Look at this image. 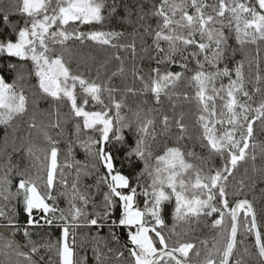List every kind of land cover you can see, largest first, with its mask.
<instances>
[{
	"label": "snow or ice",
	"instance_id": "snow-or-ice-1",
	"mask_svg": "<svg viewBox=\"0 0 264 264\" xmlns=\"http://www.w3.org/2000/svg\"><path fill=\"white\" fill-rule=\"evenodd\" d=\"M208 7L211 6L204 0H160L158 5H152L154 10L151 15L158 17L159 23L154 31L145 29L146 34L152 37V44L141 50L148 53L151 49L150 59L154 60L156 66L150 68L147 79L140 73H134L142 83V92L154 94L156 102L159 103L162 94L169 95L177 84L185 79L186 73L193 72L188 80L190 86L195 88V98L202 106L203 114L198 117L202 129V142L223 161L220 168L208 174H204L195 165L187 162L185 153L179 147H167L162 155L154 157L156 163L150 166L147 157H151L152 153L146 151L144 137L149 134V126L153 124V120L147 119L140 125L135 147H132L125 141L122 134L124 128H131L130 124L121 123L123 117L120 115V110L124 106L123 101L115 100L111 95L117 89L89 81L80 74H73L63 55L56 54L54 49L49 47V43L64 45L69 40H77L82 44L85 41H92L101 46L117 47L113 40L122 36L123 33L115 31L77 33L67 30L70 22L87 25L102 24L105 20L106 8L108 15L117 13L115 0L110 6L107 5V0H22L19 12L26 17V20L24 26L17 31V39L5 37L0 40V53L33 62L34 75L38 81L37 87L43 98L50 97L53 101L67 98L74 117L82 118L83 129L95 130L99 133L98 138L90 137L89 141L82 146L105 168L106 173L99 178L98 183L102 180L108 191L103 194L102 213L96 212L93 217L87 218V224L101 230L107 227L113 239L117 240L118 237L112 229L126 227L129 244L125 247L131 258V264H190L189 253L196 247L195 244L178 240L170 245L163 235L165 221L162 216V205L171 201L173 197L175 199L174 221L190 222L193 218L218 215L212 226L219 229V240L207 250L202 264H230V262L243 264L242 259L233 260L234 251L237 248V234L241 227V213H243L244 231L254 236V247L261 264H264V226L257 222L253 204L244 198L235 200L230 206L227 192L229 177L233 176L238 164L248 155L253 124L257 119L264 118V103L253 109L247 103H240L237 99V94L249 99L251 95L245 88V63L243 60L234 59L236 49L230 47L229 39L230 34L234 33L241 50L246 44L255 45L257 41H264V0H219L218 7L213 9L215 15L205 12ZM139 9V19L143 20L142 4L139 5ZM189 9L193 10L191 14ZM131 14L132 10L128 9L127 16L130 17ZM3 20L6 22L8 16L5 15ZM226 28L229 32L227 35ZM119 46L130 49L135 58L134 41L131 44ZM190 47L195 50L188 51ZM257 55H259L258 48ZM192 61L196 65L195 70L189 68V63ZM230 62L234 64V67H229ZM177 66L181 71L171 70ZM256 66L259 68V63ZM9 67L16 66L9 65ZM119 71L122 72L123 68ZM112 75L115 76L117 73L114 72ZM225 78L228 80L227 85L223 83ZM256 79L257 82L262 79L259 73ZM217 81L221 82L219 87H217ZM77 85L86 94L81 98L80 104L77 102L75 92ZM104 91L109 93L112 107L104 105L101 99V93ZM127 91L134 93L136 90L129 88ZM255 91L260 92L261 89L257 87ZM88 96L103 105V109L85 110ZM185 98H187L186 94ZM216 100L221 102L219 114L216 109ZM112 108L115 109V120L120 124L115 131L113 118L109 116ZM28 110V97L24 90L18 89L15 82L8 83L3 76H0V125L8 128L14 120L27 114ZM253 112L254 116L251 115ZM181 121L182 117L176 121L181 132L178 139L184 138L183 133L186 130V126ZM225 123L229 126L227 129L216 128L217 124L223 126ZM162 124L167 130L168 116L163 117ZM29 127H37L34 118ZM51 127L59 128V122L52 124ZM80 131L81 125L78 123L77 134ZM43 135L52 145L45 156V160L48 161L46 176H37L33 179L18 174L20 178L17 192L13 194L12 182L8 179V172L11 171L9 168L0 179V189H2L0 196L8 200L12 195L23 193L24 211L29 217L27 223L30 225L43 226L40 223L43 220L44 225L52 226L54 221H62L63 223L59 225L62 228V239L58 241L57 249L60 264H77L74 259L75 237L72 236L70 243L69 228L81 226L78 223L81 216L87 217V214L76 206L75 201L79 199L83 205L87 206L89 199L79 191L80 171H77L70 190L59 193V195L68 196L69 215H65L63 210L55 206L56 197L52 195V189L55 186L57 170L61 168L58 163L59 149L55 146L58 141L49 136L47 131H44ZM113 141L121 145L126 152L125 158L129 161L133 158L144 161V170L137 176V181L144 175L150 179V184L144 187L142 194L146 198H151V205L149 206L146 200L143 211L135 204L137 187L140 185L133 187L129 177L116 167L112 151L115 147ZM27 152L33 155L32 148H28ZM250 158L253 161L256 159L255 155H251ZM92 167L95 168L96 165ZM189 171L192 175L186 179ZM83 174L91 175L87 171ZM60 176L63 177L62 170ZM38 180H43L45 189L43 193L38 187ZM59 183L68 189L65 179H60ZM243 183L240 181V192L243 191ZM5 192L8 194L4 195ZM48 201L53 203L50 204ZM34 211L41 214L40 219L33 216ZM57 212L59 216L56 215ZM49 213L51 215H47ZM146 215L151 218V221L145 219ZM0 217H6L2 209H0ZM4 226L12 228L13 234L20 230L15 221L10 218ZM23 235L29 236L27 229H24ZM28 243L31 245L29 252L21 250L20 245L12 240H6L4 247L14 250L15 255L22 257L28 264H37L33 260V254L38 253V246L31 240ZM201 243L207 247V241H201ZM93 251L97 253L96 260L99 264L98 249L94 248ZM244 252L247 253L248 249L245 248ZM117 255L123 257L124 253L119 252ZM195 255L199 257L200 252L196 251Z\"/></svg>",
	"mask_w": 264,
	"mask_h": 264
},
{
	"label": "trees",
	"instance_id": "trees-1",
	"mask_svg": "<svg viewBox=\"0 0 264 264\" xmlns=\"http://www.w3.org/2000/svg\"><path fill=\"white\" fill-rule=\"evenodd\" d=\"M204 2L211 6L206 8L205 12L215 15L213 9L218 7L219 0H204ZM21 3L22 0H0V40L5 37L12 40L17 39V31L24 26L26 20V17L19 12ZM112 3L113 0H107L108 6ZM115 3L117 4V13L108 15L106 8L105 20L102 24L87 25L70 22L67 30L77 33L90 31L123 33L122 36L113 40L117 47L101 46L92 41H85L82 44L77 40H69L64 45L49 43V47L54 49L56 54L63 55L73 74H80L89 81L117 89L111 95L115 100L123 101L124 106L120 110V115L123 117L121 123H128L131 128H124L122 134L125 141L130 143L132 147H135L140 125L147 119L153 120V124L149 126V134L144 137L145 149L152 153L151 157H147L150 166L156 163L154 157L162 155L167 147H179L185 153L187 162L195 165L204 174H208L210 171L214 172L222 166L223 161L208 147H205L202 142V129L198 122V117L203 114L202 106L195 98V88L190 86L188 80L193 72L186 73L185 79L179 82L169 95L162 94L159 103L156 102L154 94L142 92V83L134 75V73H140L147 79L150 68L156 66L154 60L150 59L151 49L148 53L141 49L152 44V37L146 34L145 29L149 28L153 31L156 29L159 18L152 16L151 12L154 10L152 5H158L160 0H115ZM140 4L143 5V20L139 19ZM128 9L132 10L130 17L127 16ZM189 12L191 14L193 10L189 9ZM5 15L8 16L6 22L3 20ZM225 33L226 35L229 34L227 28ZM230 35L229 45L232 49H236L234 59L243 60L245 63V88L251 95V99H249L237 94V99L240 103H247L254 109L264 103V41H257L255 45L246 44L241 50V46L235 40L234 33ZM197 39H199L198 36ZM133 41L136 44L135 58H133L130 49L119 46L131 44ZM257 48L259 55H257ZM194 50L191 47L188 49V51ZM257 63H259V68L256 66ZM250 64L251 67H249ZM9 65L16 67L11 68ZM229 67H234V64L230 62ZM120 68H123L122 72L119 71ZM189 68L195 70L194 61L189 63ZM171 70L181 71L179 66ZM114 72L117 75L113 76ZM258 73L262 77L259 82L256 79ZM0 76H3L8 83L15 82L18 89L24 90L28 97L29 108L27 114L14 120L8 128L0 125V179L11 168V171L8 172V179L12 182L11 192L15 194L20 178L18 174L33 179L37 176H46L48 161L45 160V156L52 146L43 135L44 131H47L49 136L58 141L55 146L59 149L58 163L61 166L57 170L55 186L52 189V195L56 197L55 206L63 210L65 215H69L68 196L59 195V193L70 190L76 179L77 171H80L79 191L89 199L87 206L83 205L79 199L75 201L76 206L87 214V217L81 216L78 221L81 226L69 228L70 243L72 236L75 237V261L77 264H97V253L93 251L96 248L100 254L99 264H131V258L125 247L129 244L126 227L120 226L112 229V232L118 237L117 240L113 239L107 227L101 230L96 226L87 224V218L93 217L96 212L102 213L103 194L108 191L102 180L98 183L99 178L106 173L105 168L101 166L94 155H89L82 146L89 141L90 137L98 138L99 133L95 130L83 129L82 118L74 117L67 98L61 101H53L50 97L47 99L42 97L37 87L38 81L34 75V66L31 60H21L18 57L8 56L7 53H0ZM220 83L217 81V87ZM223 83L227 85L228 80L225 78ZM257 87L261 89L260 92L255 91ZM129 88L136 91L134 93L128 92L127 89ZM75 92L77 102L80 104L81 98L86 94L83 93L79 85H77ZM185 94L187 98H185ZM87 99L88 104L85 106V110L99 111L103 109V105L97 103L92 97L88 96ZM101 99L104 101V105L112 107L107 91L101 93ZM215 104L219 114L221 102L216 100ZM251 115L254 116L255 113L253 112ZM109 116L113 118L115 131L116 128L120 127V124L115 120L114 108L109 112ZM164 116L169 117L167 130L162 124ZM181 117V122L186 126V130L183 133L184 138L178 139L181 132L176 121ZM33 118L37 125L36 128L29 127ZM56 122H59L60 127H51ZM78 123L81 125V131L77 134L76 125ZM228 127L226 123L223 126L216 125L218 130ZM113 144H115L112 151L116 167L129 177L133 187H136L137 184L140 185L137 187L135 204L143 211L146 200L149 206L151 205V198H146L142 194L144 187L150 184V179L144 175L137 181V176L144 170V161L139 158H133L129 161L125 158L126 152L123 151L121 145L116 144L115 141ZM250 145L245 160L238 164L233 176L229 177L228 200L231 206L235 200L247 198L256 211L257 222L264 226V118L256 120L253 124ZM28 148H32L33 155L28 154ZM251 155H255V161L250 158ZM65 164L70 166L65 167ZM93 165L96 167L93 168ZM61 170L63 177L60 176ZM85 171L90 172L91 175L84 176ZM191 175L192 173L189 171L186 179ZM62 178L67 181L68 189L59 183ZM240 181L244 182L242 192H240ZM37 184L43 193L45 191L43 180H38ZM7 194V192L4 193V195ZM48 203L52 204L53 202L48 201ZM0 209L6 214V217H0V264H17V262L28 264L22 257H17L14 250L4 247L6 240L14 241L25 252H29L31 245L28 241L31 240L39 249L38 253L33 254V260L37 264H60L57 249L59 247L58 241L62 239V228L59 226L63 223L62 221L56 220L52 226L44 225L43 220L40 221L43 226L28 224L29 217L24 211L23 193L12 195L8 200H4L3 196H0ZM162 209V216L165 221L163 235L169 244H175L178 240L195 244L196 247L189 253L190 264H202L207 255V250L211 249L213 243L219 240V229L212 226L218 215L201 216L199 219L193 218L190 222L174 221V197L171 201L165 202ZM40 215L35 211L33 213L36 219H40ZM56 215L59 216V212ZM240 215L242 218L241 227L237 234V248L234 251L233 260L242 259L243 264H261L254 247V236L244 231L242 226L243 213ZM8 218L14 220L20 229L15 231V234H13L12 228L4 226L7 224ZM145 219L151 221L147 215ZM225 222H228L227 217ZM24 229L28 230V237L23 235ZM201 241H207V247ZM245 248L248 249L247 253L244 252ZM196 251L200 252L199 257L195 255ZM119 252L124 253L123 257H118Z\"/></svg>",
	"mask_w": 264,
	"mask_h": 264
},
{
	"label": "water",
	"instance_id": "water-1",
	"mask_svg": "<svg viewBox=\"0 0 264 264\" xmlns=\"http://www.w3.org/2000/svg\"><path fill=\"white\" fill-rule=\"evenodd\" d=\"M257 120H260V119H257Z\"/></svg>",
	"mask_w": 264,
	"mask_h": 264
}]
</instances>
